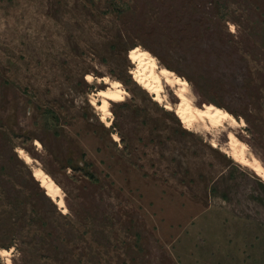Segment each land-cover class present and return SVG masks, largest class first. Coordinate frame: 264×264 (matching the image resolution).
<instances>
[{
	"label": "rangeland",
	"instance_id": "374dc122",
	"mask_svg": "<svg viewBox=\"0 0 264 264\" xmlns=\"http://www.w3.org/2000/svg\"><path fill=\"white\" fill-rule=\"evenodd\" d=\"M140 47L245 124L187 128L175 86L135 79ZM106 76L129 91L110 125ZM232 132L264 163V0H0V264H264V177L223 150Z\"/></svg>",
	"mask_w": 264,
	"mask_h": 264
},
{
	"label": "bare ground",
	"instance_id": "6f19581e",
	"mask_svg": "<svg viewBox=\"0 0 264 264\" xmlns=\"http://www.w3.org/2000/svg\"><path fill=\"white\" fill-rule=\"evenodd\" d=\"M155 54L152 53L151 50L142 47H140L139 50L133 52L131 60L137 65V67L133 70V75L137 82L149 90L153 94V97L159 101L161 100L163 93H165L164 90L166 88V82L171 86H175L177 89L176 92L179 93V98L182 101V104L175 109L170 105H167V108L175 110L187 128L198 125L200 128L203 127L207 130H210L214 127L220 128V126H223L226 122H229L233 126L245 124L243 119L241 121L238 120L232 112H229L223 107L206 105L200 106L198 103H195L192 100L193 97L191 98L188 95L190 88H192L190 87L189 80L179 75V73L177 74L176 71L170 69L167 66L161 67V63L159 64L160 59H158ZM88 79L89 81H93L94 76L90 75ZM101 79L102 82L108 83L109 85L106 88L95 92L94 96L92 95V102L93 104H96L101 111V119L110 125L112 123L110 116L113 115L111 109L112 106L110 107L111 102H119L124 100L125 95L129 91H127V89L123 86L122 83L124 82H122L120 79H112L110 76L102 77ZM230 135H232L233 138L231 141L229 140L227 142L228 146L225 147V149L223 148V150L228 152V154L233 157L236 162H240L250 167L258 175L264 177V163L257 156V154L255 155L254 152H250V146L248 147L249 143L247 144L245 140L243 141L240 139L234 132H232ZM115 138L119 139V135L116 133ZM212 144L217 146L216 141H213ZM19 152L20 156L27 162H32L33 157L26 149L20 148ZM35 170L37 177L42 181L43 186L50 192V196H52L58 202L60 207L66 212L68 210V205L66 204L64 193L60 184L55 181L50 173H48L42 167L36 166Z\"/></svg>",
	"mask_w": 264,
	"mask_h": 264
},
{
	"label": "trees",
	"instance_id": "16d2710c",
	"mask_svg": "<svg viewBox=\"0 0 264 264\" xmlns=\"http://www.w3.org/2000/svg\"><path fill=\"white\" fill-rule=\"evenodd\" d=\"M188 79H190L191 80V78H188ZM184 124V123H183ZM45 196L47 197V199L49 200V201H51L52 203H53V205L56 207L57 205L50 199V196L49 195H46V193H45ZM50 215H48V217H49ZM51 219V218H50ZM53 219V218H52ZM40 222L42 223V226L43 225H47V220L45 219H43V221H41L40 220ZM29 233H30V231H29ZM53 233V231H49V234H52ZM15 235H17L16 233H15ZM18 237L16 238L18 241H19V243H17V241H15L18 245H23L24 244V246L23 247H21V250L22 251H25V250H27V249H30V248H34V251H33V253H39L40 254V257H42V258H49V259H51V257H54V259L56 258V259H60L61 261H63V262H65V260H66V257H63V256H60V254H59V250H57V247H59V245H55L56 246V253H55V255H51V254H47L46 252H44V249H45V247H47L48 245H47V243L45 242L44 244H43V239H41V240H39V241H36V240H34V239H31V238H29V239H27L26 240V238H27V236L28 235H17ZM16 237V236H15ZM14 237V238H15ZM48 238H49V236H48ZM14 242V241H13ZM11 243L10 245H13L14 243ZM10 245H8V246H10Z\"/></svg>",
	"mask_w": 264,
	"mask_h": 264
}]
</instances>
